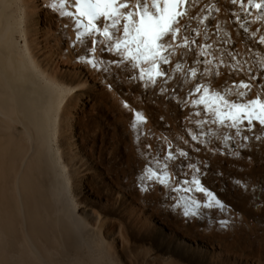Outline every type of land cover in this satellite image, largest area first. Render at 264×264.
Segmentation results:
<instances>
[{
    "label": "bare ground",
    "instance_id": "6f19581e",
    "mask_svg": "<svg viewBox=\"0 0 264 264\" xmlns=\"http://www.w3.org/2000/svg\"><path fill=\"white\" fill-rule=\"evenodd\" d=\"M220 1L228 6L237 35L222 19H214L209 26L205 17H212L215 6L206 0H193L173 51L166 53L169 64L191 53L197 70L190 78V91H185L183 102L177 105L184 114L182 128L209 160L222 159L233 152L232 148L250 147L264 155V137L247 142L241 137L228 140L232 130L203 123L214 117L192 103L200 95L194 93L198 84L239 101L233 84L241 81L252 85L246 99L264 98V46L258 43L264 37V14L255 9L249 12L247 3L241 8L239 2ZM129 2L134 7L136 0ZM59 3L0 0V264H229L222 258L230 256L239 259L232 264L247 263L249 258L256 261L254 264H264V248L259 252L237 251L220 245L215 250L210 245L211 250L205 253L201 247L189 245L191 238L181 234L176 211L171 213L173 221L160 220L155 230L135 228V238H131L128 226L134 225L135 216L123 193L124 185L116 178L115 189L105 186L91 156L83 154L77 143L74 127L89 94H101L116 107L130 109L136 127L135 114H141L142 109L128 91L119 95L107 83L101 66L93 68L88 63L87 54L96 53L104 41L106 45L113 42L98 34L89 37L83 28L77 29L74 17L62 14L75 13V0H66L64 9ZM190 22L192 28L185 32L184 25ZM110 30L122 38V24L119 30ZM185 35L189 38L187 48L181 46ZM205 44L211 47L205 49ZM205 51L207 56H201ZM249 69L261 79H251ZM197 111L199 116L194 115ZM164 170L155 166L161 175ZM101 192L106 197L99 200ZM183 198L187 201L190 195L185 193ZM212 208L213 213L221 211ZM186 210L187 205L182 204L180 212ZM111 213L121 220L110 217Z\"/></svg>",
    "mask_w": 264,
    "mask_h": 264
},
{
    "label": "rangeland",
    "instance_id": "374dc122",
    "mask_svg": "<svg viewBox=\"0 0 264 264\" xmlns=\"http://www.w3.org/2000/svg\"><path fill=\"white\" fill-rule=\"evenodd\" d=\"M206 2L213 4L215 10L219 9L212 11V17H207V24L211 26L214 19H222L237 35L236 23L231 20L228 6L220 0ZM192 24H187V30H191ZM107 45L105 41L102 42L96 53L87 54V58L92 59L93 55V59L101 66V72H105L107 83L119 95L126 91L131 94V100L140 105L146 123H138L133 128L132 125L136 123H133L135 121L130 116V109L127 114V110L116 107L103 95L95 93L89 94L87 106L77 114L74 133L83 154L91 156L89 159L93 160L95 171L102 176L105 186L115 189L113 179L116 178L124 185L123 193L131 202L135 216L134 225L128 226L131 238H135V228L155 230L154 227L160 226V220L173 221L171 213L176 211V217L182 223L181 234L191 238L187 243L201 247L205 253L211 250L210 245L215 250L221 245L237 251L242 248L259 252L264 248V155L250 147L247 151L232 148L233 152L222 156V159L209 160L200 153L197 143L188 140L182 128L181 118L184 114L177 105L180 106L186 92L191 89L190 69L195 68L192 54L173 59L172 65H168L169 69L162 65L170 76L167 75L168 79L158 78L153 86L145 80L146 77L143 81L138 79V72L133 71L131 63L121 60L115 49ZM82 50H79L78 55ZM114 60L120 62L114 64ZM195 71L197 73L196 68ZM168 130L170 133L166 132ZM147 145H151L150 150ZM169 148L176 154V159H167ZM178 150L187 155L181 156ZM155 166L164 168L171 176L167 186L150 178ZM197 179L224 205L223 210L213 213V208L204 207L208 196L196 191L195 184L189 183L187 188L192 189L190 192L170 190L182 185L183 180ZM185 193L190 195L187 201L183 198ZM99 195V200L106 197L102 192ZM195 201L200 202V207H196ZM182 204L187 205L189 215L180 212ZM108 215L119 219L116 214ZM221 221H227V226H222ZM116 231L117 227L113 232ZM116 237H113L115 244ZM222 260L229 264L239 262L236 256ZM244 262L254 264L256 261L249 258L247 263L246 260Z\"/></svg>",
    "mask_w": 264,
    "mask_h": 264
},
{
    "label": "snow or ice",
    "instance_id": "6c2138e0",
    "mask_svg": "<svg viewBox=\"0 0 264 264\" xmlns=\"http://www.w3.org/2000/svg\"><path fill=\"white\" fill-rule=\"evenodd\" d=\"M239 2L241 8L248 5V11L255 9L264 14V0H230L232 5ZM193 3V0H136L134 7L129 0H75V13L64 11L62 14L67 17H74L76 20V27L79 30L83 28L84 31L91 37L94 34L113 42L111 47L120 55L124 61H130V66L134 71H139L141 81L147 77L149 83L156 85L158 78H166L168 73L162 65L170 63L169 55L173 51V45L181 32V22L183 18L188 16V6ZM56 5H53L55 8ZM59 7L64 9L66 7V0H60ZM127 9V11H125ZM217 11L219 9L217 8ZM195 19L196 17H192ZM207 19V17H205ZM101 21L104 23L102 24ZM122 24V38L110 29H117ZM187 25L184 26L187 32ZM194 35L199 33L194 32ZM81 39V35L77 33V40ZM96 41H92L95 45ZM193 44L196 41H192ZM259 45L264 46V37L258 41ZM189 38L184 37L182 47L187 48ZM75 46V45H74ZM211 47L210 44H205L204 48ZM201 56H207V52L200 53ZM119 60H114L112 63L118 64ZM88 63L93 68L98 67V62L94 59H89ZM211 63V62H209ZM143 65H150L145 68ZM179 68V65H177ZM195 69H190V75L196 76ZM249 76L251 79L259 80L255 73L249 69ZM264 77V73L261 74ZM233 87L239 93V101L229 99L227 95L221 92H213L209 87L198 84L195 89V94H200L197 99L192 101L196 107L203 106L206 114L214 117L211 121H204L203 123L218 124L222 128L232 130L226 137L232 140L234 137H241L245 142L250 138L260 140L264 137V98L257 96L254 99H246L247 91L252 85L248 82L241 81L239 84H233ZM243 89L244 91H240ZM231 90H229L230 92ZM193 93H189L192 95ZM127 107V105H125ZM194 115L199 116L197 111ZM137 123H146V118L141 114H135ZM199 126V124H198ZM136 128V124L132 125ZM247 133H251L249 136ZM193 139L198 137L193 136ZM151 149V145H147ZM181 156H186L187 153L181 151ZM176 154L171 150L167 151V159H176ZM167 165H165V169ZM199 171V169H197ZM151 179L157 181L159 184L167 186L170 181L169 174L165 171L163 175L156 171H151ZM179 180V177H177ZM192 183L196 186V191L203 193L210 199L204 205L206 208L216 206L223 210L224 205L217 200L213 194L205 189L201 182L197 180H185L182 185L170 189L172 192L176 191H192L186 188L185 185ZM196 207H200V202H194ZM185 215H189L185 211ZM195 215V213H192ZM227 221H221V225L226 227Z\"/></svg>",
    "mask_w": 264,
    "mask_h": 264
}]
</instances>
